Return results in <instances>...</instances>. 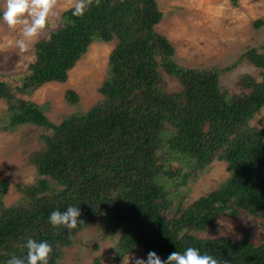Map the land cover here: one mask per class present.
<instances>
[{"label": "trees", "instance_id": "1", "mask_svg": "<svg viewBox=\"0 0 264 264\" xmlns=\"http://www.w3.org/2000/svg\"><path fill=\"white\" fill-rule=\"evenodd\" d=\"M159 1L101 0L83 17L67 9L65 23L35 44L37 58L22 85L0 80V97L8 104L0 124L6 129L25 123L52 128L35 162L40 174L61 185L54 197L45 198L36 196L35 186L20 184L27 202L0 207V264L14 255L24 257L29 237L52 245L49 264H64L63 248L98 216L104 236L118 237L119 258L138 246L163 260L197 247L219 264H264V243L252 242L250 232L237 238L195 234L217 232L216 219L227 210L236 216L243 209L264 219V129L249 126L264 106V52L252 48L245 55L262 70L261 80L246 76L241 83L248 92L228 93L220 85L223 68H187L172 58L173 44L154 30L164 16ZM230 1L237 5L239 0ZM113 39L118 44L110 56L112 78L102 84L101 103L86 115L55 124L38 104L16 95L45 82L66 81L93 41ZM160 69L181 79L177 93L160 84ZM68 97L77 99L73 90ZM167 124L173 133L164 145L180 164L177 170H166L158 158ZM214 158L227 161L229 178L187 207H172L174 192L190 173L183 167L204 170ZM8 187V180L1 179L0 200ZM41 187H48L44 180ZM69 206L80 207L85 223L71 233L53 228L50 213ZM95 264L105 263L98 258Z\"/></svg>", "mask_w": 264, "mask_h": 264}, {"label": "rangeland", "instance_id": "2", "mask_svg": "<svg viewBox=\"0 0 264 264\" xmlns=\"http://www.w3.org/2000/svg\"><path fill=\"white\" fill-rule=\"evenodd\" d=\"M159 7L164 16L154 26L173 44L175 53L172 58L187 68L218 67L224 71L220 75L221 88L228 93L248 92L241 80L251 76L261 80L262 70L253 65L245 56L250 49L264 52V25H257L258 19L264 20V0H239L237 5L230 0H160ZM5 0H0V80L10 82L14 87L21 86L29 65L37 58L35 44L60 28L65 23L64 11L70 8L69 0H59L62 9L53 27L28 42L21 50L18 41L22 39L19 28L10 29L2 19ZM118 40H95L82 54L74 67L69 70L66 81H49L31 92H16L18 97L33 101L46 113L50 121L60 124L73 116H84L95 105L101 103L100 92L105 80L112 78L110 56ZM161 57H157L160 60ZM159 82L169 93H177L181 79L159 70ZM73 90L76 100H70L68 92ZM8 104L0 97V116L4 117ZM249 126L264 129V106L249 120ZM166 132L160 134L162 141L158 150L159 162L166 170H177L180 166L171 156L170 149L164 145L173 133L167 124ZM53 135V129L36 124H21L6 129L0 124V180H8L9 187L2 191L1 209L10 208L27 202L25 193L19 185L35 186L36 196L52 198L61 185L50 175L40 174L35 162L36 155L45 150L44 135ZM169 156L170 159H169ZM187 183L179 185L173 196L172 207L180 203L184 208L196 200L219 188L230 176L225 160L212 159L205 169L183 167ZM41 180L47 183L41 187ZM179 182V178L175 179ZM171 182L173 180L171 178ZM180 184V183H179ZM174 210V209H173ZM225 215L216 219L217 232L197 231L201 237L230 236L241 237L251 233V241L257 245L264 243V219L248 215L239 209L236 216ZM174 216L173 211L169 217ZM39 223V222H38ZM102 219L98 216L87 228L75 235L74 241L63 248L61 262L64 264H95L96 259L105 264H135L136 258L147 259L144 249L138 246L133 252L118 257V237L104 236Z\"/></svg>", "mask_w": 264, "mask_h": 264}, {"label": "clouds", "instance_id": "3", "mask_svg": "<svg viewBox=\"0 0 264 264\" xmlns=\"http://www.w3.org/2000/svg\"><path fill=\"white\" fill-rule=\"evenodd\" d=\"M100 3L101 0H69L68 10L74 17H83L93 4L99 6ZM58 4L59 0H5L3 22L10 29L19 28L21 31L22 39L17 43L22 51L26 49L28 42L55 25L62 11ZM80 217V207L69 206L64 211H52L48 221L53 228H66L71 233L85 223ZM25 247L27 252L24 257L14 255L6 264H49L54 249L48 241H38L29 237ZM124 264L129 262L124 261ZM135 264H219V261L213 255L202 254L197 247H188L183 252L170 253L167 260L161 259L155 251H150L146 260L136 258Z\"/></svg>", "mask_w": 264, "mask_h": 264}]
</instances>
